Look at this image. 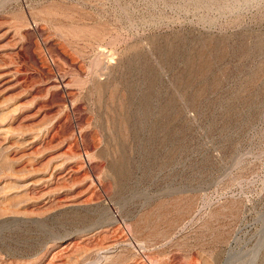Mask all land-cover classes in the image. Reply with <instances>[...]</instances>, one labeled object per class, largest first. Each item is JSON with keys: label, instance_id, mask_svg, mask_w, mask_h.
I'll return each mask as SVG.
<instances>
[{"label": "rangeland", "instance_id": "obj_1", "mask_svg": "<svg viewBox=\"0 0 264 264\" xmlns=\"http://www.w3.org/2000/svg\"><path fill=\"white\" fill-rule=\"evenodd\" d=\"M0 264H264V0H0Z\"/></svg>", "mask_w": 264, "mask_h": 264}, {"label": "bare ground", "instance_id": "obj_2", "mask_svg": "<svg viewBox=\"0 0 264 264\" xmlns=\"http://www.w3.org/2000/svg\"><path fill=\"white\" fill-rule=\"evenodd\" d=\"M104 68V67H103Z\"/></svg>", "mask_w": 264, "mask_h": 264}]
</instances>
